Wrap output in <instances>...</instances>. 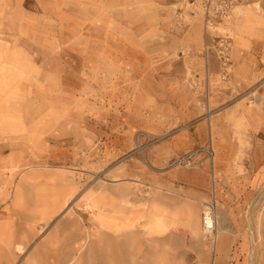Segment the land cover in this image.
Masks as SVG:
<instances>
[{
  "label": "rangeland",
  "instance_id": "374dc122",
  "mask_svg": "<svg viewBox=\"0 0 264 264\" xmlns=\"http://www.w3.org/2000/svg\"><path fill=\"white\" fill-rule=\"evenodd\" d=\"M260 1L251 8L264 13ZM167 11L161 0H0V174L22 182L0 190L8 222L0 264H264V160L254 190L234 209L200 202V218L202 202H215L224 229L216 242L201 222L195 233L151 238L140 220L150 196L139 182L145 174L187 170L169 168L173 159L161 170L149 162L165 137L154 133V107L144 106L140 127L127 112L152 83L138 74L184 72L183 84L196 88L182 64L185 46L169 48L182 42L161 18ZM219 27L208 28L214 40L227 35L233 44ZM260 84L240 96L251 108H263ZM13 163L27 165L11 170Z\"/></svg>",
  "mask_w": 264,
  "mask_h": 264
},
{
  "label": "crops",
  "instance_id": "0c3cea01",
  "mask_svg": "<svg viewBox=\"0 0 264 264\" xmlns=\"http://www.w3.org/2000/svg\"><path fill=\"white\" fill-rule=\"evenodd\" d=\"M161 1L168 9L161 18L171 22L170 36H180L177 38L182 42L170 44L169 48L185 46L189 54L182 64L193 72L191 79L196 88L191 91L183 84L188 75L184 72L163 73L160 70L138 74L145 82L152 83L141 85V99L127 112L133 113L132 124L137 118L140 127V122L146 121L142 117L144 112H149L144 106L154 107V133L165 137L152 148L148 160L159 170L168 161L204 146L208 141L213 144V155L212 164L206 161L191 170L147 172L139 181L150 190V196L144 198L145 214L140 220L143 219V227L150 231L151 238L157 233H195L201 222L200 202L204 199L214 198L220 207L234 209L243 193L254 190L264 160L261 158L264 152V104L262 109L251 108L240 97L258 82H261L259 89L264 95V13L251 8L259 6L261 1L238 3L233 0L230 17L212 25H220L219 28L234 35L230 54L232 72L226 78L222 77L216 50L209 46L215 35L205 28L203 18L189 17L187 23L179 27L172 17L174 1ZM154 64L159 66L162 62L154 60ZM167 95L168 103L161 98ZM204 104L215 114L204 117ZM164 110H168V114ZM168 129L177 131L168 133ZM24 165L27 164L13 163L10 168L17 170ZM3 167L9 169L6 165ZM28 168H25V178L31 175ZM18 175L0 174V190L3 192L13 184H22ZM7 226L8 222L0 215V241L7 235ZM219 240L217 248L221 256L225 254V242L229 238L223 235Z\"/></svg>",
  "mask_w": 264,
  "mask_h": 264
},
{
  "label": "built area",
  "instance_id": "2783aa9c",
  "mask_svg": "<svg viewBox=\"0 0 264 264\" xmlns=\"http://www.w3.org/2000/svg\"><path fill=\"white\" fill-rule=\"evenodd\" d=\"M175 8L173 16L176 22L183 26L189 17H202L205 28L212 27L215 22L227 20L233 9V0H173ZM244 3L248 0H236ZM221 61L222 77L226 78L232 69L231 50L232 39L229 36H221L211 41ZM211 144L200 149L187 152L169 162V168L193 169L199 166L203 160L212 162ZM201 225L206 237L212 242L218 238L215 202L205 201L201 204Z\"/></svg>",
  "mask_w": 264,
  "mask_h": 264
},
{
  "label": "bare ground",
  "instance_id": "6f19581e",
  "mask_svg": "<svg viewBox=\"0 0 264 264\" xmlns=\"http://www.w3.org/2000/svg\"><path fill=\"white\" fill-rule=\"evenodd\" d=\"M253 18V17H252ZM255 18V17H254ZM250 20V19H249ZM257 31V30H256ZM261 43V42H260ZM263 43V42H262ZM263 51V49H262ZM62 214V213H61ZM219 230V232L223 233L224 232V229L221 225L217 224V231ZM20 250V249H19Z\"/></svg>",
  "mask_w": 264,
  "mask_h": 264
}]
</instances>
